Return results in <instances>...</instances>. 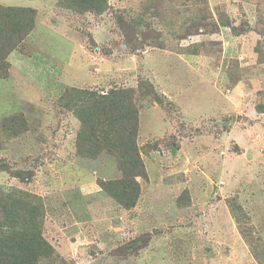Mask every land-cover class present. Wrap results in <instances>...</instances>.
Segmentation results:
<instances>
[{
    "label": "rangeland",
    "instance_id": "obj_1",
    "mask_svg": "<svg viewBox=\"0 0 264 264\" xmlns=\"http://www.w3.org/2000/svg\"><path fill=\"white\" fill-rule=\"evenodd\" d=\"M107 2L0 0L36 10L0 79V189L42 205L54 254L40 264H264V0ZM146 83L164 105L139 101ZM115 87L138 89L150 150L133 211L99 186L117 162L78 153L68 109L71 89ZM18 114L25 133L10 137Z\"/></svg>",
    "mask_w": 264,
    "mask_h": 264
},
{
    "label": "trees",
    "instance_id": "obj_2",
    "mask_svg": "<svg viewBox=\"0 0 264 264\" xmlns=\"http://www.w3.org/2000/svg\"><path fill=\"white\" fill-rule=\"evenodd\" d=\"M74 1H77L73 5H77L79 13L91 11L103 14L108 10L107 0ZM35 16L36 10L30 7L0 5V79L8 76L7 59L10 54L35 28ZM190 19L193 23L194 18ZM138 23L139 28L143 22ZM201 25H204V20ZM221 25L226 26V20H222ZM147 26L149 24L144 28ZM185 50L194 55L200 51L197 47ZM236 77L238 81L239 76ZM140 87V102L165 104L167 98L159 94L152 84ZM71 90L73 92H68V109L81 126L76 140L78 153L91 160L98 159L102 154L115 159L119 176L113 180H99V186L123 209L133 211L142 194L139 179L148 180L142 157L150 153L148 146L140 147L138 143L141 123L138 89L115 87L106 93ZM24 123L23 114L11 115L4 120L3 132L10 137L19 136L25 133ZM15 174L21 176L20 172ZM187 199L183 195L178 204H185ZM41 206L31 199L16 196L15 192L7 194L0 189V264H40L52 258L54 248L44 238L40 228ZM230 207L232 211L243 213L238 204H230Z\"/></svg>",
    "mask_w": 264,
    "mask_h": 264
}]
</instances>
